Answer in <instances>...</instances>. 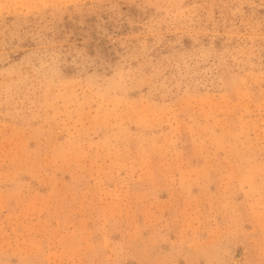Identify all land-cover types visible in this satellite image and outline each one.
I'll return each mask as SVG.
<instances>
[{
  "label": "rangeland",
  "instance_id": "1",
  "mask_svg": "<svg viewBox=\"0 0 264 264\" xmlns=\"http://www.w3.org/2000/svg\"><path fill=\"white\" fill-rule=\"evenodd\" d=\"M0 264H264V0H0Z\"/></svg>",
  "mask_w": 264,
  "mask_h": 264
}]
</instances>
